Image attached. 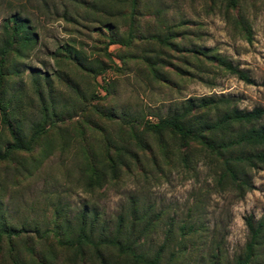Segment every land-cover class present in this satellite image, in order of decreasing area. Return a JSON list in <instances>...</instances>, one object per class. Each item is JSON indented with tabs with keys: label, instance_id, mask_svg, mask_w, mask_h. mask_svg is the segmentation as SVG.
Wrapping results in <instances>:
<instances>
[{
	"label": "rangeland",
	"instance_id": "1",
	"mask_svg": "<svg viewBox=\"0 0 264 264\" xmlns=\"http://www.w3.org/2000/svg\"><path fill=\"white\" fill-rule=\"evenodd\" d=\"M99 1L107 0H0V32L15 14L26 18L36 35L34 43L20 47L21 56L10 54L3 74L2 99L13 108L20 136L27 138L40 119L39 96L43 104L54 103L63 111L30 151L0 159V227L22 230L11 241L2 237L0 260L12 264L9 248L15 246L17 262L31 264V250L43 245L49 264H138L128 248L152 253L161 246L158 264H208L211 245L218 242L221 264H233L247 240L244 217L251 215L255 223L264 214V167L247 173L253 188L238 198L216 186L211 167L202 160L185 169L175 159L167 167L158 142L146 132L133 146L141 162L128 161L129 171L118 181L107 179L89 191L79 179L74 151L76 141L98 151L103 134L130 136L132 120L133 129L141 132L140 124L155 122L156 115L167 114L189 96L221 95L238 109L259 107L264 126V0H236L235 6L227 0H140L130 47L106 43L109 36L126 33L127 18L114 16L117 8L126 11L124 2L109 0L104 9ZM238 15L248 25V41L235 24ZM167 25L173 26L170 46L144 37ZM190 49L224 56L250 82ZM145 58L156 64L157 77ZM93 60L104 70L91 77ZM76 127L82 128L84 140ZM11 141L0 118V151ZM153 155L163 174L150 162ZM58 224L82 226L96 240L111 242L84 247L81 254L66 251L53 236ZM251 264H264V238Z\"/></svg>",
	"mask_w": 264,
	"mask_h": 264
},
{
	"label": "trees",
	"instance_id": "2",
	"mask_svg": "<svg viewBox=\"0 0 264 264\" xmlns=\"http://www.w3.org/2000/svg\"><path fill=\"white\" fill-rule=\"evenodd\" d=\"M118 2H124L126 11H120L117 8L114 16L126 17L128 27L123 37L114 39L109 36L106 43L107 45L117 44L130 47L136 39L134 29L137 27L138 18L136 15L140 0H118ZM99 3L103 5L101 8L109 9L107 6L108 3L110 4L109 0L106 2L99 1ZM227 3L235 6L236 0H227ZM5 21H10L11 24L3 23L0 32V118L5 123V128L12 141L0 151V159H7L14 151H30L33 145L45 136L44 133L55 126L56 121L63 114V111L56 110L54 103L43 104L42 97L39 96L41 101L39 104L40 119L35 123L33 131L27 138L20 136L17 121L13 118V108L9 105L8 100L2 99L3 74L10 54L14 52L16 56H21L20 47L24 44L34 43L36 35L29 32L26 18L19 20L13 14L8 16ZM235 24L242 29L244 39L250 40L249 28L245 20L238 15ZM171 27L173 26H163L161 33H152L144 37L146 39L155 38L160 45L170 46V38L173 37ZM189 52L196 57L205 58L214 67L245 83L250 82L247 74L237 66L232 65L224 56L208 54V50L190 49ZM74 62L79 67L82 65L80 58L75 59ZM146 62L152 75L157 77L158 72L154 68L156 64L153 63V60L149 61V58L146 59ZM93 63L95 67L91 71V77L102 73L104 70L98 60H93ZM197 70L200 71V68ZM93 97L92 95L91 98ZM81 108L85 109V107L78 109ZM91 108L95 109V106H91ZM262 114L263 110L259 107L250 110L238 109L234 102L226 96L213 94L186 97L178 105H175L172 111L163 116L156 115L157 120L155 122L144 121L140 124L141 132H136L133 129L135 126L134 120H132L131 124H127L133 132L130 136H122V131L117 135V139H112L108 134H103L98 145V151L93 149L89 143L81 145L79 141H76L74 154L80 160L79 179L84 182L85 189L89 191L100 188L107 179L112 182L118 181L122 172L129 171L128 161L134 162L136 165L141 162L142 154L138 155L133 146H139V143L143 141L142 134L147 132L158 142L159 153L167 167L173 166L175 159L178 160L176 164L185 169L189 168L190 162L202 160L204 164L211 167L214 182L221 191H234L237 197L241 198L246 191L253 188L247 173L264 167V126L260 122ZM75 130L81 135L80 141L84 140L82 128L76 127ZM57 132L63 140L59 128H57ZM62 146H64V142ZM157 158L158 155L151 156L150 162L160 170V174H163ZM243 220L248 232L247 240L243 245V253L234 258L233 264H251L255 258V250L264 238V214L255 223L252 222L251 215L245 216ZM21 232L22 230L0 227V251L3 236L11 241L12 238L18 237ZM53 236L63 249L76 254H81L84 247L97 248L103 243L111 242V240H96L91 234L85 232L82 226L73 229L58 224L53 230ZM30 249L27 247V250L30 251ZM220 249L218 242L211 245L208 264H221ZM42 250H45L43 245L36 252L31 250L32 254L35 253V257L31 258V264H34V261L36 264L39 261H41L40 264H49L46 262V259L49 258ZM46 251L49 257L54 258L52 250L46 249ZM16 253L15 246L14 248L10 246V256L8 257H11L12 264H19L16 260ZM128 254L135 263L158 264L162 247L160 246L152 253L128 248ZM2 262L0 260V264H3Z\"/></svg>",
	"mask_w": 264,
	"mask_h": 264
}]
</instances>
